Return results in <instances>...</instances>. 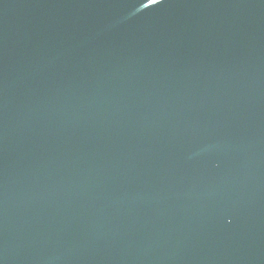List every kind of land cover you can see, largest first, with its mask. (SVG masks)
I'll use <instances>...</instances> for the list:
<instances>
[{"label": "water", "instance_id": "water-1", "mask_svg": "<svg viewBox=\"0 0 264 264\" xmlns=\"http://www.w3.org/2000/svg\"><path fill=\"white\" fill-rule=\"evenodd\" d=\"M0 264H264V0H0Z\"/></svg>", "mask_w": 264, "mask_h": 264}]
</instances>
